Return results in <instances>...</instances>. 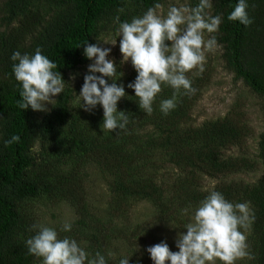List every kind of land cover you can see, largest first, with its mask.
I'll return each mask as SVG.
<instances>
[{"label":"trees","instance_id":"obj_1","mask_svg":"<svg viewBox=\"0 0 264 264\" xmlns=\"http://www.w3.org/2000/svg\"><path fill=\"white\" fill-rule=\"evenodd\" d=\"M163 0H2L0 2V264H36L41 261L28 253L26 240L35 235L29 231L33 220L26 212V200L42 195L63 196L77 179L75 168L93 162L109 179L112 193L123 200H147L158 207L161 215H171L178 203L201 202L206 196L186 186H178L171 196L162 198L161 188L147 177L148 161L164 154L166 161L182 169H196L210 177H219L248 167L241 157H223V150L243 143L247 128L227 117L208 120L198 126L186 125L189 111L205 76H189L195 95H179L177 107L168 115L160 111V102L172 97L173 89L162 85L147 115L139 108L134 89L137 72L133 69L123 84L127 95L118 102V110L129 117L126 130L103 131V109L99 104L91 112L71 107L74 93L67 73L85 63L84 43L93 44L100 28L114 33L120 22L131 21ZM212 15H221L222 23L214 35L219 46L223 67L233 80L240 81L258 98L262 129L257 135V159L261 175L253 186L227 185L221 192L229 202L242 197L250 203L254 222L249 229L248 251L252 259L241 264H264V0H247V12L253 23L249 26L228 20L238 0H211ZM199 0H188L195 7ZM123 8V12L119 9ZM39 47L43 55L57 64L65 80L62 93L49 108L37 116L29 107H18L22 85L16 81L10 59L15 51L34 55ZM112 83V80L108 81ZM149 129L146 130V128ZM145 128V132L138 131ZM13 135L20 140L5 146ZM75 167V168H74ZM138 172V173H136ZM75 173V174H74ZM141 177H140V175ZM170 197V196H169ZM173 205V206H172ZM122 207H116V211ZM77 212V211H76ZM71 231L59 237H71L91 255L100 252L107 264H119L124 258L117 241H124L132 250L133 241L148 229L144 224L122 226L93 219L85 205L77 212ZM183 225L184 221H178ZM93 229V233L90 230ZM82 240V241H80ZM140 240V239H139ZM144 247V246H143ZM113 255L110 257L108 253ZM148 254H145V257ZM150 255H148L149 257ZM147 257V258H148Z\"/></svg>","mask_w":264,"mask_h":264},{"label":"clouds","instance_id":"obj_2","mask_svg":"<svg viewBox=\"0 0 264 264\" xmlns=\"http://www.w3.org/2000/svg\"><path fill=\"white\" fill-rule=\"evenodd\" d=\"M161 8L162 5L156 3L130 22H120L119 16L115 18L119 23L118 36L121 37V64L130 59L137 72L134 82L127 87L134 89L139 108L147 115L153 113V104L162 91V85L173 89L172 97L160 102V111L164 115L177 107L179 95H195L197 89L186 73L204 71L206 53L213 52L217 47L216 37L211 35L206 39L205 32H218L222 23L221 15L211 14V0H199L191 8L171 6L166 16L158 13ZM247 8V0H238L228 20L251 25L253 20ZM119 11L123 12V8ZM103 42L115 45L116 39ZM84 44L85 57L94 62L88 65L89 74L84 76L79 92L82 100L80 107L91 112L99 104L103 109V131L126 130L129 117L125 111L118 110L117 105L127 93L123 84L116 83L117 64L108 59L111 48ZM10 59L16 62L13 73L22 85L18 107L49 111L46 105H54L53 98L65 87L61 73L54 71L57 64L43 55L39 47L34 55H22L20 51H15ZM108 79L113 82L109 83ZM19 140L18 135H13L4 144L8 146ZM183 211L187 214L188 210ZM254 219L248 202H229L221 192L213 190L190 215L184 226L187 231L178 233V251H172L165 241L147 247L146 251L153 264H217L218 261L220 264H236L238 260L253 258L248 251L245 232ZM71 228L72 222L65 220L61 230L68 232ZM29 231H35V235L26 240L28 253L41 258V264H107L100 252L91 255L75 239L60 238L53 227L35 223ZM112 255L108 253V256ZM129 258H121L119 264H129Z\"/></svg>","mask_w":264,"mask_h":264},{"label":"rangeland","instance_id":"obj_3","mask_svg":"<svg viewBox=\"0 0 264 264\" xmlns=\"http://www.w3.org/2000/svg\"><path fill=\"white\" fill-rule=\"evenodd\" d=\"M161 5L162 8L158 10V13L164 16L167 15V11L171 6L189 7L188 0H163ZM205 38H209L207 32H205ZM115 39V45L103 42H111ZM120 39L121 37L118 36L117 30L111 33L105 28H100L98 34L93 39V44L111 48L108 59L115 61L117 64L116 77L120 81H123L134 68L130 59L128 62L121 64ZM220 52L221 50L217 46L213 52L206 53V63L204 64V71L202 73L198 70L190 72L189 76H205V83L198 90V95L193 102L189 111V118L185 124L198 126L202 122L223 117H227L233 122L243 123L247 128V134L244 137L243 143L223 150L222 156H241L249 162V165L234 173L210 177L196 169L179 168L167 162L166 156L163 153L158 154L159 156H155V158L148 161V165L145 166L146 169L142 170V172H147V177H151V180L160 186L162 198H166L172 202L174 198L171 196L177 194L174 190L180 185L207 196L211 191L227 187V185H236V187L244 185L248 187L253 186L261 175V167L256 156L257 135L262 129L258 98L240 81L233 80L231 74L223 67ZM93 62V60L88 59L85 63L76 65L67 73L70 87L74 93V98L71 102V107L73 108L82 104L79 92L84 82V76L89 74L88 65ZM96 75L100 74L96 73ZM73 76L75 77L74 79L72 78ZM57 95L53 99L56 100ZM46 106L49 109L52 104H47ZM34 113L37 116H41L45 112L34 111ZM138 132H145V128ZM75 171L80 176L74 173L77 179L74 181L70 191L65 192L63 196L42 195L38 198L25 201V210L33 220V223L53 227L59 233L61 232L63 222L65 220L73 222L79 218L81 214L77 212L80 210V206L85 205L89 213V217L86 216V222L90 226L94 222L93 219H102L104 223H108L106 221L108 220L117 226H122L129 222L131 224H144L149 228L148 233L144 232L141 237L133 241V251L129 250V245L124 241H117L116 246L118 247L119 254L123 257H130L129 264H153L150 256L148 257L150 254L146 249L161 241H165L172 251L179 250L176 247L178 233L187 231L184 226L200 202L192 204L174 201V203L178 204L176 210L169 216L161 215L158 207L147 200L128 198L127 200H123L112 193L107 185L108 175L98 168L97 165L93 164V162L87 161L78 170L75 168ZM243 202L248 201L240 197L232 203ZM118 206L122 207V209L116 211V207ZM185 209L188 210L187 214L183 211ZM179 220H183L184 224L180 225ZM241 231L245 230L241 229ZM90 233H93V229L90 230ZM245 235L248 241L249 230L245 232ZM146 253L148 255L145 257ZM241 262L242 260H238L236 264H241ZM36 264H41V261ZM217 264H220V262L218 261Z\"/></svg>","mask_w":264,"mask_h":264}]
</instances>
